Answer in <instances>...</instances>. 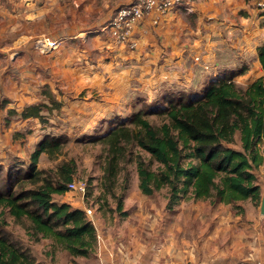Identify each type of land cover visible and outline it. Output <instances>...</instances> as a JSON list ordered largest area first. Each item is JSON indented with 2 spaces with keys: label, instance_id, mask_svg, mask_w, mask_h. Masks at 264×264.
I'll list each match as a JSON object with an SVG mask.
<instances>
[{
  "label": "crops",
  "instance_id": "crops-1",
  "mask_svg": "<svg viewBox=\"0 0 264 264\" xmlns=\"http://www.w3.org/2000/svg\"><path fill=\"white\" fill-rule=\"evenodd\" d=\"M78 1H73L77 7ZM82 1L91 3L84 11L100 21L94 29L79 32L89 35V45L74 53L73 74L66 75L69 69H63L59 80L75 96L84 92L78 103L71 104L100 122L107 115L131 118L140 109L139 99L152 102L161 88L201 92L212 79L233 73L238 84L244 74L257 73L256 79L264 75L258 60V49L264 45V11L256 8L260 0H194L190 12L181 5L167 14L150 13L136 28V52L113 47L109 33L103 31L116 11L132 0ZM107 48H115V56L104 55ZM128 103L132 106L118 113ZM25 106L19 100L0 108V165L27 159L23 150L30 137L24 132L35 119L21 117ZM8 113L15 119L7 122ZM30 152H34L32 145ZM263 169L264 164L258 169L262 200ZM62 198L57 200L75 206L68 197ZM244 208V215L221 213L218 221H122L117 231L99 238L94 264H264V221L251 218L255 210L251 202ZM55 255L46 253L45 260L38 262L57 264L51 260Z\"/></svg>",
  "mask_w": 264,
  "mask_h": 264
},
{
  "label": "trees",
  "instance_id": "trees-1",
  "mask_svg": "<svg viewBox=\"0 0 264 264\" xmlns=\"http://www.w3.org/2000/svg\"><path fill=\"white\" fill-rule=\"evenodd\" d=\"M258 60L264 71V45L258 49ZM234 75L212 79L201 92L161 90L152 102L139 99L140 109L131 118L106 121V132L90 140L102 144L105 151L107 194L115 188L121 171H126V164L134 161L141 193L152 196L160 187L166 188L170 211L182 199L227 206L251 200L259 205L262 186L258 169L264 164V75L245 87L233 80ZM47 95L60 110L61 103ZM7 103L1 100L0 106ZM44 108H48L45 103L29 105L21 117L43 121ZM151 116L159 123L153 124ZM65 144L61 137H47L38 143L28 168L6 171L0 165V264H39L31 249L7 231L5 214L19 224L27 221L31 240H48L53 251L67 252L72 258L96 255L97 229L85 210L57 200L68 192L76 162H64L57 171L38 168L42 154L56 156ZM146 155L156 163L155 170ZM124 181L126 184L127 175ZM122 209L119 199L117 211Z\"/></svg>",
  "mask_w": 264,
  "mask_h": 264
},
{
  "label": "rangeland",
  "instance_id": "rangeland-1",
  "mask_svg": "<svg viewBox=\"0 0 264 264\" xmlns=\"http://www.w3.org/2000/svg\"><path fill=\"white\" fill-rule=\"evenodd\" d=\"M73 1L0 0V101L22 100L26 103L24 108L35 103L48 105V108L42 111L44 120L35 119L25 128V137H30L23 150L27 154V159L24 161L15 159L14 163L4 166L5 170L8 171L13 167L28 168L32 155L30 145L35 151L38 143L47 137H61L66 140L60 154L53 157L42 154L38 168L45 171H57V168L64 162L71 160L76 162V173L73 180L87 184L86 195L82 196L75 191L68 190L65 195L57 196V199L66 196L76 203L74 207H82L84 210L92 209V215L88 218L94 225L97 224V234L100 237L106 232L117 231L122 221H218L221 213L223 215L228 213L244 215V206L250 202L255 206L251 218L264 221V215L260 212L261 202L255 205L251 200L238 203L237 206L225 207L219 204L213 205L210 201L194 202L182 199L181 203L175 207L176 210L170 211L167 209L169 194L166 188L160 187L152 196H145L141 193L134 161L126 164V171H121L115 188L107 194L103 174L105 151L102 144L91 141L90 137L104 134L108 128L104 121L114 116L107 115V119L100 122L90 114L80 113L71 102L77 100L78 103L84 92L77 94V98H74L76 96L67 90L62 80H59L65 72L62 73L63 69H69V72H65L66 75L73 74L74 53L87 47V44L89 45L90 40L87 39L89 35H82L79 32L94 29L96 22L100 21V19L91 17L88 11H84V8L91 3H83L79 0L80 5L78 3L79 7H77ZM105 31L109 33L108 30ZM109 37L113 42L110 33ZM46 41H58V47L53 49L45 46ZM138 48L123 49L136 52ZM105 51L106 49L102 51L104 55L115 56V48H107L108 52ZM196 61H200V58ZM251 64L253 66V61ZM205 70H210L209 65L205 66ZM256 77L257 73L254 72L244 74L239 79L241 84L238 85L245 87ZM247 82L248 84L244 85ZM161 87L163 85L156 87V93ZM47 93L61 103L60 110L54 108ZM129 106H132V103L125 104L118 113L124 112ZM0 108L3 109L4 106ZM14 116L9 114L7 118L9 120L6 119V121L15 119ZM150 120L153 124L159 123L156 116H151ZM86 126H90L89 131H86ZM93 127L95 130L92 129ZM235 146L238 147V144ZM146 161L153 170L156 169V163L148 155H146ZM126 175L128 181L125 184ZM112 193H115V197ZM119 199L123 201V209L118 212ZM238 207H242V210ZM123 212L127 215L123 216ZM4 217L8 222L7 231L15 240L29 247L37 261L45 260V254L53 251L50 243L42 239L37 242L31 240L26 230L29 226L27 221L19 224L8 214ZM98 221L101 223L99 227ZM53 252L56 255L51 260L57 264H89V262L94 264L93 259L96 258V255L90 258H72L64 251Z\"/></svg>",
  "mask_w": 264,
  "mask_h": 264
},
{
  "label": "built area",
  "instance_id": "built-area-1",
  "mask_svg": "<svg viewBox=\"0 0 264 264\" xmlns=\"http://www.w3.org/2000/svg\"><path fill=\"white\" fill-rule=\"evenodd\" d=\"M193 3L194 0H132L129 4L118 9L113 19L103 27V31H109L114 47L135 50L139 47L135 36L136 28L148 14L153 12L167 14L181 5H184L185 10L190 12L193 10ZM256 8L257 11L263 12L264 0H260ZM46 42L45 46L53 49H56L59 44L58 41ZM196 60H199V58ZM68 189L85 196L88 187L83 181L73 180L68 184ZM85 212L88 217L92 215V209H86ZM97 238L99 241L100 236L98 235Z\"/></svg>",
  "mask_w": 264,
  "mask_h": 264
},
{
  "label": "water",
  "instance_id": "water-1",
  "mask_svg": "<svg viewBox=\"0 0 264 264\" xmlns=\"http://www.w3.org/2000/svg\"><path fill=\"white\" fill-rule=\"evenodd\" d=\"M260 212H261L262 215H264V198L262 200Z\"/></svg>",
  "mask_w": 264,
  "mask_h": 264
},
{
  "label": "bare ground",
  "instance_id": "bare-ground-1",
  "mask_svg": "<svg viewBox=\"0 0 264 264\" xmlns=\"http://www.w3.org/2000/svg\"><path fill=\"white\" fill-rule=\"evenodd\" d=\"M49 45V44H48Z\"/></svg>",
  "mask_w": 264,
  "mask_h": 264
}]
</instances>
